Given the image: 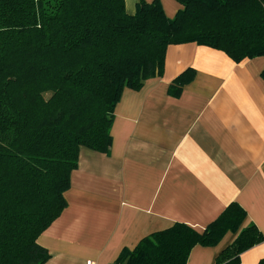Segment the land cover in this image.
<instances>
[{
	"label": "trees",
	"instance_id": "16d2710c",
	"mask_svg": "<svg viewBox=\"0 0 264 264\" xmlns=\"http://www.w3.org/2000/svg\"><path fill=\"white\" fill-rule=\"evenodd\" d=\"M175 1L169 19L159 0H140L134 15L124 0H0V264L51 259L38 239L68 206L80 148L110 154L124 90L162 77L169 46L196 43L235 63L264 57V0ZM194 78L186 70L170 95ZM246 217L231 203L205 230L176 223L113 264H187L229 232L238 236L216 264H240L264 241L254 224L242 228Z\"/></svg>",
	"mask_w": 264,
	"mask_h": 264
},
{
	"label": "crops",
	"instance_id": "0c3cea01",
	"mask_svg": "<svg viewBox=\"0 0 264 264\" xmlns=\"http://www.w3.org/2000/svg\"><path fill=\"white\" fill-rule=\"evenodd\" d=\"M124 1L134 15L140 0ZM159 2L169 19L182 9L175 0ZM188 69L194 80L170 95ZM263 71L264 57L235 63L196 43L169 46L162 77L124 90L110 154L80 148L68 206L38 239L51 254L46 264H113L124 249L176 223L205 230L231 203L247 213L242 228L254 224L264 235ZM237 236L196 246L187 264H216ZM263 258L264 241L240 264Z\"/></svg>",
	"mask_w": 264,
	"mask_h": 264
},
{
	"label": "rangeland",
	"instance_id": "374dc122",
	"mask_svg": "<svg viewBox=\"0 0 264 264\" xmlns=\"http://www.w3.org/2000/svg\"><path fill=\"white\" fill-rule=\"evenodd\" d=\"M45 97H46V98H49V97H50V94H46Z\"/></svg>",
	"mask_w": 264,
	"mask_h": 264
},
{
	"label": "built area",
	"instance_id": "2783aa9c",
	"mask_svg": "<svg viewBox=\"0 0 264 264\" xmlns=\"http://www.w3.org/2000/svg\"><path fill=\"white\" fill-rule=\"evenodd\" d=\"M88 264H94V263L90 262V263H88Z\"/></svg>",
	"mask_w": 264,
	"mask_h": 264
}]
</instances>
